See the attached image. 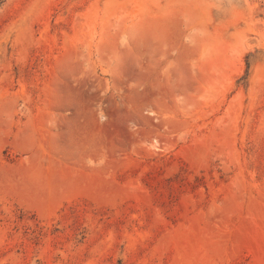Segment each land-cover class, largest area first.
<instances>
[{"label":"rangeland","instance_id":"1","mask_svg":"<svg viewBox=\"0 0 264 264\" xmlns=\"http://www.w3.org/2000/svg\"><path fill=\"white\" fill-rule=\"evenodd\" d=\"M0 264H264V0H0Z\"/></svg>","mask_w":264,"mask_h":264},{"label":"bare ground","instance_id":"2","mask_svg":"<svg viewBox=\"0 0 264 264\" xmlns=\"http://www.w3.org/2000/svg\"><path fill=\"white\" fill-rule=\"evenodd\" d=\"M152 113H156V112H152ZM155 115H157V114H155ZM154 116V115H153Z\"/></svg>","mask_w":264,"mask_h":264}]
</instances>
